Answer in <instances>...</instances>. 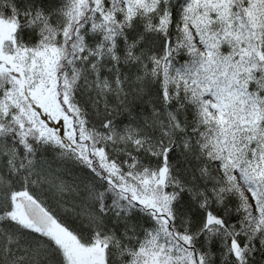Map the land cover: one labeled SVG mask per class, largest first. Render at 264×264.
Here are the masks:
<instances>
[{"label":"snow or ice","instance_id":"obj_1","mask_svg":"<svg viewBox=\"0 0 264 264\" xmlns=\"http://www.w3.org/2000/svg\"><path fill=\"white\" fill-rule=\"evenodd\" d=\"M0 264H264V0H0Z\"/></svg>","mask_w":264,"mask_h":264}]
</instances>
